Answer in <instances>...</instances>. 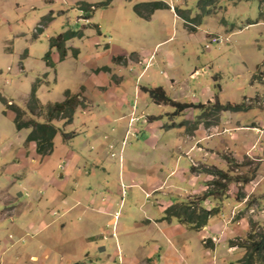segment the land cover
I'll use <instances>...</instances> for the list:
<instances>
[{
  "label": "rangeland",
  "instance_id": "obj_1",
  "mask_svg": "<svg viewBox=\"0 0 264 264\" xmlns=\"http://www.w3.org/2000/svg\"><path fill=\"white\" fill-rule=\"evenodd\" d=\"M154 2L165 8L148 17ZM143 87L198 106H157ZM33 90L42 108L32 114ZM96 90L119 99L126 92L128 106ZM67 92L79 103L72 120L48 124L57 130L53 146L72 142L81 158L84 173L72 177L79 189L66 192L83 194L62 242L78 259L87 263L95 246L110 245L119 264H264V243L252 250L264 236V0H0V163L3 145L27 129H16L13 109L23 122L47 123L46 109ZM27 147L25 138L21 156ZM221 189L200 202L213 211L203 227L171 213L188 202L198 209L203 194ZM59 222L42 232L57 235ZM91 223L101 226L95 238ZM81 231L92 246H81Z\"/></svg>",
  "mask_w": 264,
  "mask_h": 264
},
{
  "label": "crops",
  "instance_id": "obj_2",
  "mask_svg": "<svg viewBox=\"0 0 264 264\" xmlns=\"http://www.w3.org/2000/svg\"><path fill=\"white\" fill-rule=\"evenodd\" d=\"M169 11H172L177 19L180 18L171 6ZM152 54L148 55L147 58H136L137 61H131L129 64H137L138 66L143 61L147 62ZM163 62L169 67L167 64L168 56L165 57ZM151 64L152 62L149 65ZM171 81L173 82V79ZM96 91L95 94L102 93L101 95L106 101L112 102V98L116 99L121 110L128 106L125 98L126 92L120 97L121 102L119 98L107 90ZM165 91H171L170 94L177 96L178 93L181 92L182 94L185 90ZM198 96L202 97L200 92H198ZM191 104H193L192 100ZM134 107V105H130V112L134 111ZM129 114L131 115V113ZM150 124L152 122H149L148 125ZM150 132L152 131L150 130ZM15 133L14 138L17 143L12 145L13 142L8 141L7 145H3L2 163H0V264H119L118 259L114 257L117 253L110 245L109 249H102L99 245L95 246L96 248L92 247L96 250L97 255L95 259L92 258L93 254L90 255L91 258L85 263L84 259L77 258L79 252L75 253L71 247L62 244L65 234L64 229L71 221L70 214L79 205L78 196L83 194L78 192L76 195L71 196L70 190L66 192V187L72 188L73 192L74 189L78 191L79 187L72 177L75 175V179H78L77 175L84 173L80 166L81 158L77 153L79 150L76 149L75 144L62 141L59 138L54 143L52 153L40 157L35 152L34 144L28 142L25 154L21 156L22 144L29 134V129H22ZM152 139H154L153 136L149 137L147 141ZM10 148H13L12 152H10ZM61 164H64L63 171L57 172V178H55L54 173L61 167ZM103 197L96 196L97 200L94 203H99V207L106 212L109 210L110 204ZM97 212L102 215L99 211ZM105 216H108V213ZM55 219L60 220L57 223V225H60L57 235L42 232L52 229ZM99 227H96L93 223L87 226L89 229L96 228L93 232L94 238V235L98 234L96 231L101 229ZM9 228L15 231V235L9 232ZM90 235L81 231V237L83 238L81 246H84V248L92 246L91 241L94 239L89 240ZM64 243L66 244V242ZM64 247L71 249V251L63 253ZM108 250H112V252L109 253ZM100 254L106 258H98L97 256H100ZM22 256H25L27 260L21 259ZM1 260H4V263ZM21 260H25V262Z\"/></svg>",
  "mask_w": 264,
  "mask_h": 264
},
{
  "label": "trees",
  "instance_id": "obj_3",
  "mask_svg": "<svg viewBox=\"0 0 264 264\" xmlns=\"http://www.w3.org/2000/svg\"><path fill=\"white\" fill-rule=\"evenodd\" d=\"M164 4L161 2H154V3H147L146 6L148 8L147 10V14L148 17L153 14V12L155 10H159V9H164L165 7L163 6ZM139 6H135V11H136V15L140 18L145 19L144 17L141 16V14L139 13ZM178 11V10H177ZM182 14L181 12H179V14L177 15L178 17H180L185 24L188 22V18L186 20V16H182L180 15ZM149 19V18H148ZM62 40V39H61ZM53 47V45H51ZM120 60V58H118ZM142 92H144L149 99L152 101L153 104L155 105H170L172 107H175L176 110H183L187 107H197L198 105H194L191 103H179V102H174L172 101L163 91V89L161 87H156V88H142ZM35 92L33 90V92H31L30 94V98H29V109L30 111L33 112L37 111V109H41L42 107L38 104V102L35 99ZM75 95H71L68 92L66 93L64 100L60 101V102H55L52 105H50L47 109H46V115H47V123H38V122H33V124H31L30 121H21V117L23 116L22 111L14 108V113H15V117L13 120V123L16 127V129H22V128H30L32 127L31 132H29V134L26 137V142H34L35 143V151L38 155L40 156H44L47 153H50L52 151L53 148V139L55 137V135L57 134V130L51 126L50 124H48L51 120L54 119H63L66 122H70L73 118L74 115V110L77 107V105H79V103L76 100ZM215 107L219 110H223V109H227V110H241V106L238 105H230L227 104L226 106H220L217 102H215ZM243 109V108H242ZM64 136V138L67 140V138H69L66 134H62ZM209 175H213L216 179L220 178V179H226L224 172H221L220 170H214L213 172H208ZM224 186H222L221 188H223ZM224 189L218 190V191H213V190H209V192L203 194V196H201V198L198 199L199 203L197 204L198 206L200 205V202L205 201L207 198L210 197H215L218 198L220 197L219 192L221 193ZM222 195V194H221ZM201 206V205H200ZM197 209L196 206H194V204L188 202L185 204V206H179L178 208H173L170 209L171 213L173 215H177L180 218L183 219V221H188L191 223H197V227H203L206 225V220L208 218V216H210L213 211L212 210H205L204 208L200 207ZM169 209H167L168 212ZM199 211L200 215L196 214V212ZM263 237L260 238V240L258 242H253V253H258L259 251L262 250V246H263ZM252 253V254H253ZM250 260L251 257L248 259V264H250ZM244 264V263H243ZM247 264V262L245 263Z\"/></svg>",
  "mask_w": 264,
  "mask_h": 264
},
{
  "label": "clouds",
  "instance_id": "obj_4",
  "mask_svg": "<svg viewBox=\"0 0 264 264\" xmlns=\"http://www.w3.org/2000/svg\"><path fill=\"white\" fill-rule=\"evenodd\" d=\"M181 19V18H180ZM148 66V65H147ZM134 109H135V107H134Z\"/></svg>",
  "mask_w": 264,
  "mask_h": 264
}]
</instances>
